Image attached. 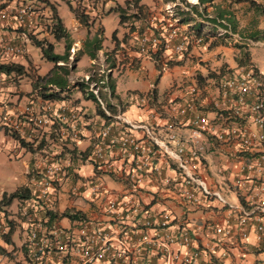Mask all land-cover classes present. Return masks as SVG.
Returning <instances> with one entry per match:
<instances>
[{
  "label": "built area",
  "instance_id": "built-area-1",
  "mask_svg": "<svg viewBox=\"0 0 264 264\" xmlns=\"http://www.w3.org/2000/svg\"><path fill=\"white\" fill-rule=\"evenodd\" d=\"M192 4L191 1H189ZM129 8L136 12L130 4ZM196 21H203L192 10L191 5L184 7ZM164 10L171 12V3ZM164 25H155L153 31L137 33L136 51L155 63V54L171 47L173 54H182L188 45L201 44L202 37L196 35V22H182L178 16L169 14ZM15 18L22 26L31 29L35 16L30 5L23 4L13 11L9 7L0 9V21ZM155 19V18H154ZM151 22V20H150ZM214 35L230 42L250 40L233 32L224 19L217 18L210 23ZM164 28V30H163ZM176 43L174 44L173 42ZM231 43V42H230ZM23 47L11 39H0V57L19 55ZM73 49L69 59L72 60ZM125 56L119 51L116 54L101 53L90 60V69L78 77L85 90L96 100L104 115L110 118L98 132L90 155L86 160L96 161L97 166L111 169L114 173L125 176L133 191L138 190L141 178L146 169H154L152 157L157 151H162L175 165L180 176L179 194L191 203L202 205L216 201L229 210V215L235 220L230 223L227 218L221 224L214 226V243L200 245L193 236L190 227H177L171 224V213L163 212L159 219H151L147 212L139 210L138 203L128 205L119 203L115 197L109 198L104 214L116 225L96 226L93 229H81L77 234L71 230L55 228L45 233L37 228H31L27 244L32 252L31 258L36 264H219L216 260L217 245L223 238H234L238 246L249 240L253 235L256 246L264 253V81L260 73L240 68L238 72L222 78L219 90L222 98V109L215 119H210L201 113H195L192 108L197 97V86H192L191 103L178 105L171 113L172 123L166 138H160L154 129L146 124H137L122 111L120 105L115 113H110L102 93H108L107 81L109 75L118 72L123 66ZM131 59V58H130ZM130 61V60H129ZM128 61V63H129ZM61 63V62H60ZM161 69L167 67V60L161 61ZM3 73L0 72V95ZM153 97V91L145 98ZM144 98V100H145ZM58 114L33 113L27 109L32 131L39 128H51L57 139L75 141L79 132L74 122V109L69 104H62ZM56 116V117H55ZM5 124L11 130H17L27 138L31 132L22 130V125L11 117H4ZM176 125L189 128L188 136L183 137L174 129ZM117 131L112 133V129ZM140 128L144 132L142 142L133 134ZM205 141L227 146L231 151L232 162L235 164L234 175L230 189L236 193L237 202L228 201L221 192L219 185H211L202 174L205 157ZM132 160V166L125 172L113 167V159ZM89 158V159H88ZM37 164L35 174L31 177L34 196L25 200L23 214L29 216L28 207L33 213L45 210L55 201L58 186L64 177L63 166L53 153H45ZM99 163V164H98ZM156 169V168H155ZM80 186L72 187L78 193ZM92 194H108L109 189L101 182L91 185ZM79 194V193H78ZM124 202V201H123ZM7 230V223L0 215V233ZM220 256L226 252L220 251ZM56 259V260H55ZM55 260V261H54ZM257 264H264V259Z\"/></svg>",
  "mask_w": 264,
  "mask_h": 264
},
{
  "label": "crops",
  "instance_id": "crops-1",
  "mask_svg": "<svg viewBox=\"0 0 264 264\" xmlns=\"http://www.w3.org/2000/svg\"><path fill=\"white\" fill-rule=\"evenodd\" d=\"M74 1H76V5L80 3L87 7V12L90 16L92 15L95 17L98 15V12H100V15L105 13V0L96 1L94 6H90V2L87 0ZM50 2L53 3L57 9V2L53 0H50ZM68 3L71 5L70 0H68ZM139 3L142 5L144 11L147 10V12H149L151 10L157 12L164 9L167 0H140ZM199 6L208 13H211L213 10H218V6L215 5V0H207L202 4L200 3ZM71 13L70 27H67L63 21L70 35L72 33L71 28L78 29L82 26L73 12ZM211 14H208L210 18L208 21L200 22L195 27L199 30V33H206L208 42L206 44H194L191 42L187 50L182 54H173L171 47H168L163 52L162 61L167 60L170 64H168L164 70L154 63L153 60L136 51V34L148 30L149 32L153 31L151 28L155 25L163 26L164 20H162L160 15L155 22H149V25L146 21H141V19L134 20L132 23L134 27H130L131 30L125 27L127 25V21H125L122 23V25H124L122 34L116 33V40L107 41L106 45L110 46L112 54H116L119 51L125 56L123 66L120 67L118 72L112 74L115 95L114 98L110 100L111 103L115 106L120 105L124 115L135 123H146L150 125L154 129L155 134L160 138H166L170 130L168 125L172 123L170 115L176 110V107L188 102L191 103L190 100H192L193 97L190 93V89L192 86L198 87L197 97L194 102H192V110L195 113H201L210 117V119H215L220 109H222L219 81L222 78L231 76L240 69V67H237L234 57L216 56L218 53L226 54L228 50H232L230 42H228L227 45H210V43L216 39L214 30L210 24L213 22V20H211ZM95 20H97V18ZM0 37L22 38L20 32L17 30V22L15 20L0 22ZM48 37L49 41L53 42V38L49 35ZM173 43L175 44L176 41ZM74 44L77 48H80L82 45L77 44V41H74ZM103 46L105 47V45ZM26 51H28V49H26ZM106 51L107 50H100V53L96 56ZM82 55L81 58L85 57L87 59V63L84 64H89L91 60L89 56L86 54ZM235 55L236 54H234V56ZM27 58L30 59V56H26V59L21 57L20 60H12L23 64L26 68ZM162 78H165L163 85H161ZM77 87L76 85L72 87L69 98L61 101H47L37 97L35 93L32 94L37 100L43 103L45 107L53 109L54 114H58L61 111L59 109L60 106L65 103L69 104L71 108L74 109V122L79 132V138L75 141L71 140L70 144L73 143L78 150L87 151L88 157L94 143L97 141L98 132L102 129L104 124L109 121H106L97 111L96 114L86 113L85 108L82 112L84 116L80 115L83 106H87L85 100L81 99L74 102L70 99L74 89H77ZM151 89L154 91L153 97L145 98ZM2 90L3 92L0 97V112L3 110L8 111L10 107L9 103L13 101V99L8 96L7 89L3 88ZM77 98H79V96ZM22 101L21 98L20 103H22ZM20 108L21 104L17 106V109ZM22 118H24L23 115ZM21 123L25 125L24 131L34 133V131H32L33 128L31 129L32 126L30 127L27 122ZM172 129L183 137L188 136L190 133L189 128L185 125H176ZM0 132H3V130H0ZM49 132L50 131L44 135L46 140L49 139ZM112 133L116 134L117 131L113 128ZM3 134L9 139L8 142H11L15 149V151H13L15 158L21 157L18 160H20L22 164V173L19 177V181L15 184V190L19 186L28 185L32 172H35L37 164L40 165L41 163L40 160L33 161V165L30 168L28 160L29 152L19 147L10 136H7L4 132ZM133 134L138 140L142 142L145 141V135L142 129H134ZM204 145L205 157L203 160L202 174L209 184L225 187L229 192V190H231L230 183L236 174L235 164L232 162L230 149L227 146L214 144L211 141H205ZM62 148L63 147H61L59 153L62 151ZM33 153L38 154L37 151ZM52 153H56V151ZM63 155L65 156L67 153H63ZM132 163V160L121 159L119 156L113 159V167L118 171L124 170L126 172L132 166ZM152 165L156 169H146L141 178L138 190L133 191L130 187V183L125 176L120 175V172L114 173L111 169H105L103 166L99 167L96 161L92 159L83 160L82 164L76 168L71 164L67 167V170L74 172V177H78L76 186H80L78 189L79 194L74 193L72 188L70 191H67V189L62 186V181H64V177H62V181L55 194L54 204L51 207L56 213V217L53 218L52 221H48V217H45L43 211L37 210L34 211L35 213L31 214L33 219H29L28 217L24 218L26 220H23L22 224H26V226L30 228L33 226L45 233H50L55 228H61L64 230H71L75 234L83 228L85 230H90L99 225L106 227L116 225L110 217L104 214L103 210L107 204V200L112 197L117 198L118 202L123 203V205H125V202H127L128 205L138 203L139 210L146 211L147 215L154 220L159 219L160 214L165 211L171 213V224L177 225V227H190L191 225V229L193 230L192 233L197 243L204 246L214 243L213 231L216 224H221L223 219L227 217L230 223L235 221L232 216L229 215V210L222 207L216 201H210L209 203L196 206L191 205V203L183 199L179 194V173L174 163L162 151H157L152 157ZM95 182H101L109 189V193L106 195L102 193L92 194L91 185ZM4 192L7 191L0 189V197ZM65 210L80 211L84 215L83 219L71 220L67 217H61L60 214ZM185 218L189 221L190 225L185 224ZM33 221H36V223ZM14 233L15 231L13 234ZM13 234L11 235V239ZM220 244L221 245H217L216 247L217 249L214 253L216 255H212L216 256V260L219 264H257L259 260L262 261L264 259V253L256 246L253 235H249V240L242 243L241 246H238L234 238H223ZM0 246L8 250L9 244L5 243L3 238L0 237ZM220 251H225L226 253L220 256ZM0 264H11V261L8 260L7 256L0 253ZM55 264L57 263L55 262Z\"/></svg>",
  "mask_w": 264,
  "mask_h": 264
},
{
  "label": "rangeland",
  "instance_id": "rangeland-1",
  "mask_svg": "<svg viewBox=\"0 0 264 264\" xmlns=\"http://www.w3.org/2000/svg\"><path fill=\"white\" fill-rule=\"evenodd\" d=\"M22 1V0H20ZM57 2V11L59 16L62 18V20L65 22L67 27H70V18L72 16V11L70 10V4L68 3V0H53ZM125 1L126 0H105V13L100 15V12H98V15L95 16L97 18L96 25L91 28V34L98 32V35L102 38V43L105 45L103 46L102 51L107 50V52L111 51L110 46L106 45L107 41L111 40L114 41L117 39V36L114 38L112 37L113 32L116 31V33H121L123 31L124 25L119 22V13L115 11H110L109 9L113 7L116 4H119L121 6L125 7ZM174 5L171 6V14L178 16L180 18H183L186 16V14L183 12L184 7L189 4V0H172ZM192 1V0H191ZM234 0H215V5L218 6L219 9H226L228 8L229 4H232L229 8L233 14L236 17L237 20V27H236V33H238L241 37H245L247 39H250L248 37V33L251 31H259V39L258 40H242V41H234L232 38H228V40L231 42V49L228 50L226 54L218 53L216 56H227L228 58L234 57V54H238L239 50L236 47L238 44H244L245 48L250 53V59L251 63L258 69L259 73H261L264 81V13L257 12L255 9L248 7V4L245 2H239V3H232ZM257 3L262 5L264 7V0H255ZM26 3H30L32 5V9L35 10L36 13L39 11L45 12V7L42 6L40 3L36 2L35 0H25ZM72 6H76V1L70 0ZM9 3L8 0L0 1L1 4H7ZM17 1H13L10 3L12 6H16ZM218 10H213L211 13H204V14H211L212 17L217 16ZM47 12V11H46ZM128 14L127 18V25L125 27H134L132 24L134 22L135 17L132 16V12L128 11L126 12ZM167 11H149L145 10L143 18L147 19V23L149 25V22H155V19H158L159 15L162 17V20H168L171 16ZM100 15V16H99ZM130 15V16H129ZM43 17H46L45 14H42ZM94 16H90L92 18ZM207 17V16H206ZM207 19V18H206ZM149 21V22H148ZM37 25V23L35 24ZM40 30V29H39ZM72 30V37L74 41H77V44H82L86 37V29L81 26L78 29L77 28H71ZM100 30H103L102 33H100ZM131 30V29H130ZM48 37L45 32L38 37ZM53 42L55 43V51L56 52H62L63 51V42L62 41H56L53 39ZM227 45V44H226ZM26 51L23 55H18L11 58L20 60L21 57L26 59V56H30V59L27 58L26 62V68H27V74L24 75L21 78H6L3 76V83L2 87L7 89L8 96L13 99L9 103L10 107L7 110H3L0 112V126L5 121L3 117H12L16 120H23L22 115H24L27 112V109L29 111H32L33 113H46L48 115H52L53 109H50L49 107H45L43 103H41L39 100L35 98V96L32 94V88L31 83L35 80L36 75L39 73V75H44L48 72L49 69L53 67V63L51 61H48L46 59H43L42 53L40 49L31 43H28L26 46ZM76 50V48H74ZM100 51L97 52L99 54ZM83 56V55H82ZM87 59L85 57H82L79 59L78 62V69L72 71L70 73V80L77 81L78 74H82L83 71L88 70V64ZM190 66V65H189ZM152 67V65H151ZM165 78H162L161 85H163ZM80 88L77 87V89H74V92L70 96V99L72 101H79V100H85V104L87 106H83L82 110L80 111V115L84 116L82 114L84 108L86 109V113H92L96 114V108H97V102L91 98H88L86 94L83 91H79ZM79 96V98H77ZM22 98V103H20V99ZM16 101V102H15ZM21 104V108L17 109V106ZM44 106V107H43ZM14 107V108H13ZM89 109V110H88ZM90 111V112H89ZM56 117V116H55ZM210 118V117H208ZM2 130V129H0ZM50 131L49 128H37L36 132L38 133H45ZM9 139L3 134V132H0V189L6 190L8 193L14 190L16 187V183L19 181V177L22 173V164L21 161L18 160L21 157L15 158V154L13 151L15 149L13 148L11 142H8ZM47 141V147L45 148L46 151L55 152L57 153V156L55 158L59 163L63 166L64 171V181H62V186L67 189V191H70L73 186L77 185V179L78 177H74L72 171L67 170L69 165L73 164V167L76 168L82 164L81 161H74L71 163L69 159H64V155L59 154V151L61 147H63L64 142H60L59 140H53L51 139V136ZM68 147H72L71 144L68 142L66 143ZM13 155V156H12ZM44 155L43 152H38V154H35L33 152H29L28 154V160H29V167L33 165V161H38L42 158ZM85 164V163H83ZM68 165V166H67ZM70 175V176H69ZM68 176V177H67ZM221 192L224 195V197L232 202L236 203L237 197L236 194L224 187H221ZM23 202L14 200L12 204L5 208V211L0 209V215H3L5 213V217H7V221H11L14 225L15 233L12 236V244L8 246V252H10V256L8 257V260L11 261V264H30L29 260L27 258V254L24 252L23 245L27 244L28 239V228L26 224H22L23 220L25 218V215L22 214L23 209ZM30 207V206H29ZM30 212V211H29ZM32 213V212H30ZM29 219H33V216H29ZM31 221V220H30ZM32 222V221H31ZM36 223V221H33ZM10 224V223H9ZM25 226V227H24ZM33 227V226H32ZM0 237L2 238L1 234ZM49 264H51L49 262Z\"/></svg>",
  "mask_w": 264,
  "mask_h": 264
},
{
  "label": "trees",
  "instance_id": "trees-1",
  "mask_svg": "<svg viewBox=\"0 0 264 264\" xmlns=\"http://www.w3.org/2000/svg\"><path fill=\"white\" fill-rule=\"evenodd\" d=\"M4 1V0H0ZM36 2L43 4L45 7L49 8V16L46 17V20L43 21L44 30L49 33L55 40L62 41L63 42V51L61 53L55 52V45L51 41H49L46 37H37L36 35H33L31 33L28 34V38L30 39V42L32 45L38 47L42 53V57L48 61H51L53 63V67L44 75H36L35 80L32 82V92L36 94L37 97L47 100V101H61L66 100L69 98V95L71 93V88L74 87V84H71L68 80V75L70 73V68L65 63L68 61L70 50L73 45V38L71 37L69 31L66 29L64 22L62 18L59 16L56 7L54 4H52L49 0H35ZM207 0H198V3L202 4ZM140 0H126L125 1V7L129 6V4H132L136 8V13H133L132 16L135 18H141L144 16V10L142 8V5L139 3ZM239 2H245L248 4V7L255 9L257 12L264 13V7L257 3L255 0H234L232 3H239ZM232 4H229L228 8L226 9H219L217 12V16L212 18L211 20H215V18H222L227 21V23L230 25V28L232 31H236L237 27V20L233 12L229 9ZM4 5H1L0 7H3ZM124 6H121L119 4L114 5L109 10L115 11L119 13V22L123 23L127 21L128 15L126 14V8ZM70 10L73 12L77 20L80 22V24L86 29V37L82 43V49H79L76 51V53L73 56V61L76 62L80 59V56L82 54L88 55L90 58L96 57V52L98 50H101L102 45V38L100 35H98V32L95 31V33L91 34V28L95 24V18L85 13L83 9H79L77 7H73L70 5ZM191 10L198 15H201V12L198 10V7L196 4L191 5ZM186 13V16L181 18L183 22L192 20L193 18L190 16V13L187 11H184ZM130 16V15H129ZM199 24V23H198ZM197 26V24H196ZM102 30H100L101 33ZM259 31H251L248 33V37L251 40H258ZM198 33V34H197ZM196 35L202 37V44H206L208 42V38L205 34L199 33V30L196 29ZM205 35V36H204ZM116 36V31L113 32L112 37L114 38ZM213 36V35H212ZM215 36V35H214ZM215 40H213L210 45H226L227 42L224 38L216 37ZM245 38V37H244ZM236 47L239 50V53L234 56L235 63L237 67L244 68L245 70H253L255 73H259L258 69L251 63L250 59V53L245 48L244 44H238ZM156 57V64L161 68L162 66V53L161 51H158L155 54ZM59 62H64V64H60ZM170 64L169 61H167V65ZM73 65H71L72 67ZM0 72H2L6 78H21L24 75L27 74V69L25 66L21 63L10 61V62H0ZM108 86V93H102V98L107 102V107L110 111V113L116 112V107L109 102V99L114 98L115 95V86L114 82L112 80V77L109 76L107 81ZM154 90V89H153ZM154 94V91H153ZM88 98H91L94 100V97L88 93L86 95ZM96 111L99 115H101L106 121H109L110 118L102 112L100 107L97 105ZM0 129L3 130V132L10 136L18 145L19 147L23 148L25 151L28 152H35L37 150H42L47 147V141L45 139V133L40 134L32 133L31 139H26L24 136H22L19 131L17 130H11L7 126H0ZM49 136L53 140H57V137L54 135L53 131L49 132ZM69 141H64V145L62 148V151L59 153L63 155V153H67L65 155L64 159H69L71 163L74 161H81L86 159L87 157V151H81L76 148V146L71 143L72 147H68L66 143ZM33 191L32 189L26 185V186H19L12 192H4L0 197V209L5 211V208L10 206L14 200H20L23 201L25 199H29L33 197ZM43 214L45 217H48V221H52L53 218L56 217V213L52 209L46 208V210L43 211ZM61 217H67L71 220L83 219V213L80 211H69L65 210L60 214ZM9 229L5 233H1V236L5 243L11 245L12 239L11 235L15 231L14 225L11 221H9ZM24 252L27 254V258L29 260L30 264H36L34 263L33 259L31 258L32 252L30 251V247L28 244L23 245ZM0 253L5 256H10V252H8L4 247L0 246Z\"/></svg>",
  "mask_w": 264,
  "mask_h": 264
},
{
  "label": "clouds",
  "instance_id": "clouds-1",
  "mask_svg": "<svg viewBox=\"0 0 264 264\" xmlns=\"http://www.w3.org/2000/svg\"><path fill=\"white\" fill-rule=\"evenodd\" d=\"M5 1V0H4ZM9 1V3H7V4H1V5H4L3 7H0V9L1 8H4V7H9V8H11L13 11H15L18 7H20L21 5H23V4H26V5H30V7H31V10L33 11V13H34V16H35V22H34V25H33V27L31 28V29H28L27 27H25V26H22V25H20L19 23H18V21L15 19V18H9V19H7V20H4V21H16L17 22V30L20 32V35L22 36V38H16L15 39V37H8V38H3V37H0V39H11L14 43H16V44H19V45H21L22 47H23V52L21 53V54H19V55H23L25 52H26V45L28 44V43H31L30 42V39L28 38L29 36H28V34L29 33H31V34H33V35H36L37 37L39 36V35H41V34H43L44 32L47 34V35H49V33L48 32H46L45 30H44V26H43V21H45L46 20V17H48L49 16V8L48 7H45L43 4H41L42 6H44L45 8L44 9H46L45 10V12L44 11H42V13H41V11H39L38 13H36L35 12V10L34 9H32V5L30 4V3H26L25 2V0H22V1H20V0H8ZM13 1H17V4H16V6H12V5H10V3L11 2H13ZM50 1V0H49ZM87 1H89L90 3H89V5L90 6H94V4H95V2L96 1H99V0H87ZM102 1V0H101ZM100 1V2H101ZM189 1H191V0H189ZM192 2V4H190V2H189V4L188 5H194V4H196L197 5V7H198V10L201 12V15H198V14H196L198 17H200L201 18V20H203V21H196V19L194 18V17H192L191 15V17L193 18L192 20H188V21H195L196 22V24H198V23H200V22H204V21H208V19H210L209 18V16H208V14H204V13H207V12H205L203 9H202V7H200L199 6V3H198V0H195V1H191ZM168 3H171V6L172 5H174V3H173V1L172 0H167V3L166 4H168ZM53 4V3H52ZM0 5V6H1ZM130 5V4H129ZM76 7L77 8H79V9H83L84 11H85V13H87L88 15H89V13L87 12V7H85V6H83L82 4H78V5H76ZM126 8V7H125ZM135 10V9H134ZM134 10H132L131 8H129V6H127V8H126V11L128 12V11H131L132 13H136ZM164 10V9H163ZM47 11V12H46ZM184 11H187V10H185L184 9ZM183 11V12H184ZM187 12H189V11H187ZM45 14V16L46 17H43L42 16V14ZM144 13H145V11H144ZM185 13V12H184ZM190 13V12H189ZM127 14V13H126ZM186 14V13H185ZM128 15V14H127ZM75 16V15H74ZM90 16V15H89ZM207 16V17H206ZM95 18V17H94ZM180 18V17H179ZM207 18V19H206ZM212 18H214V17H212ZM96 19V18H95ZM139 19H141V21H146L147 22V19L146 18H143V16L141 17V18H135L134 20H139ZM217 18H215V20H216ZM220 19H222V18H220ZM154 20H156V19H154ZM214 20V21H215ZM225 20V19H224ZM180 21H182L181 20V18H180ZM213 21V22H214ZM226 21V20H225ZM0 22H3V21H0ZM149 22V21H148ZM183 22V21H182ZM185 22H187V21H185ZM37 23V25H35ZM196 24H195V26H194V29H196L195 27H196ZM96 24H94V26H95ZM93 26V27H94ZM40 29V30H39ZM16 30V29H15ZM103 31V30H102ZM102 31H101V33H102ZM234 32V31H233ZM215 34V33H214ZM49 36H51V35H49ZM46 37V36H45ZM52 37V36H51ZM47 38V37H46ZM53 38V37H52ZM26 39V40H25ZM48 39V38H47ZM54 39V38H53ZM49 40V39H48ZM55 40V39H54ZM57 41V40H56ZM52 42V41H51ZM52 43H54V42H52ZM83 43V42H82ZM54 45H55V43H54ZM81 47H82V45H81ZM77 48L76 47V45L74 44V42H73V45H72V48L71 49H73V54H72V60H70L69 58H68V61L65 63L66 65H68V67L70 68V73L72 72V71H74V70H76L77 69V64H78V61H76V62H74L73 61V56H74V54L76 53V51L77 50H79V49H82V48ZM74 48H76V50H74ZM103 48V47H102ZM102 50V49H101ZM98 51H100V50H98ZM97 51V52H98ZM56 52V51H55ZM97 52H96V55H97ZM58 53H61V52H58ZM104 53H109V52H104ZM110 53H111V51H110ZM70 55H71V50H70ZM69 55V56H70ZM12 57H14L15 58V56H18V55H11ZM11 56H8L7 58H5V59H3L2 57H0V61H1V63L2 62H10V61H14V60H12V58H11ZM82 56V55H81ZM81 56H80V58H81ZM97 57V56H96ZM95 57V58H96ZM90 58V57H89ZM90 59H93V58H90ZM14 62H16V61H14ZM60 63V62H59ZM60 64H64V62H61ZM71 65H73L72 67H71ZM168 66V65H167ZM90 62H89V64H88V70L87 71H84V72H82V74L83 73H85V72H88L89 71V69H90ZM27 69V68H26ZM50 70V69H49ZM2 73V72H1ZM70 73H69V75H68V80H69V82L71 83V84H74V85H76V86H78L79 88H80V90L81 91H83L86 95H88V92L85 90V88H84V85L81 83V82H79L78 81V77L79 76H81L82 74H78V77H77V81H72L71 82V80H70ZM261 74V73H260ZM38 75V74H37ZM3 76H5L4 74H3ZM109 76H111L112 77V74L111 75H109ZM4 80V79H3ZM3 80H2V83H3ZM2 83H1V95H2V92H3V87H2ZM90 94V93H89ZM1 95H0V97H1ZM91 95V94H90ZM94 100H95V98H94ZM111 99H109V102L111 103V101H110ZM96 101V100H95ZM114 105V104H113ZM99 106V105H98ZM23 117H24V119L25 120H16V119H13L12 117V120H14V121H18V122H27L29 125H31V123H30V121H29V119H28V117L26 116V114H24L23 115ZM4 118V117H3ZM21 125H22V123H21ZM1 126H7L6 124H5V121L3 122V124L1 125ZM8 127V126H7ZM24 128H25V125H22V130L24 131ZM50 129V131H52V129L51 128H49ZM36 131V130H35ZM37 133V132H36ZM22 135V134H21ZM23 136V135H22ZM25 137V136H24ZM50 137V136H49ZM26 139H27V137H25ZM29 139H31V138H29ZM28 139V140H29ZM52 139V138H51ZM58 140V139H57ZM64 141H69V143H70V139H65V140H63L62 142H64ZM43 150H45V149H42V150H37V152H43L44 153V155H45V153H50V152H46V150L45 151H43ZM52 153V152H51ZM55 156H57V153H53ZM35 174V172H32V175H31V177L33 176ZM31 179V178H30ZM28 186L32 189V184H31V182H30V180H29V182H28ZM32 198V197H31ZM25 200H27V199H25ZM25 200H23V201H21V202H23V204L25 205ZM18 201H20V200H18ZM54 204V203H53ZM53 204L52 205H50L49 207H48V209H51V207L53 206ZM24 205H23V207H24ZM23 210V209H22ZM46 210V209H45ZM32 212L33 213V210H32V207H28V212ZM42 211H44V210H42ZM23 212V211H22ZM29 212V213H30ZM32 213H30V215L29 216H31V214ZM23 214V213H22ZM24 215V214H23ZM29 216H26L25 215V218H27V217H29ZM3 217H4V219H5V221H6V223H7V230L5 231V232H7L8 231V229H9V221H7V217H5V213H3ZM28 228V233H29V231H30V229L31 228H34V227H32L31 226V228L30 227H27ZM38 229V228H37ZM5 232H3V233H5ZM1 234V233H0Z\"/></svg>",
  "mask_w": 264,
  "mask_h": 264
},
{
  "label": "bare ground",
  "instance_id": "bare-ground-1",
  "mask_svg": "<svg viewBox=\"0 0 264 264\" xmlns=\"http://www.w3.org/2000/svg\"><path fill=\"white\" fill-rule=\"evenodd\" d=\"M192 1H195V0H192Z\"/></svg>",
  "mask_w": 264,
  "mask_h": 264
}]
</instances>
